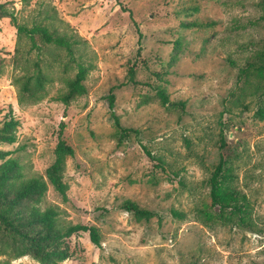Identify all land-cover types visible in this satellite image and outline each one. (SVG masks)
Listing matches in <instances>:
<instances>
[{
    "label": "rangeland",
    "instance_id": "1",
    "mask_svg": "<svg viewBox=\"0 0 264 264\" xmlns=\"http://www.w3.org/2000/svg\"><path fill=\"white\" fill-rule=\"evenodd\" d=\"M5 1L21 23L51 13L55 26L86 40L92 63L86 93L65 104L55 97L74 70L63 71V49L44 47L47 96L19 103L16 28L0 18V119L11 110L19 121L16 142L0 148L26 174L45 176L58 139L71 145L66 197L49 185L45 203L99 234V247L88 232L72 235L58 264H264L262 0ZM113 114L131 129L119 141ZM219 163L229 174L223 184L244 198L245 223L211 204ZM124 199L155 215L137 219L120 207ZM11 262L41 264L29 255Z\"/></svg>",
    "mask_w": 264,
    "mask_h": 264
},
{
    "label": "trees",
    "instance_id": "2",
    "mask_svg": "<svg viewBox=\"0 0 264 264\" xmlns=\"http://www.w3.org/2000/svg\"><path fill=\"white\" fill-rule=\"evenodd\" d=\"M9 3H0V18H10L16 28L17 42L10 60L13 68L18 70L13 78L18 102H37L47 96V85L52 78L43 70L40 60L43 48L50 45L65 51L67 60L63 63V71L74 70L71 77L63 79L65 89L55 99L67 104L85 94L87 89L84 81L92 68L91 61L85 58L86 52L81 50L82 45L85 48L86 40L73 31L55 26V18L49 12L30 25L18 22L14 9L8 7ZM260 5L264 10V0ZM22 40L29 43L27 50ZM33 50L35 58L31 56ZM4 59L0 54V71ZM255 71L264 77V60L255 67ZM157 92L162 103H169L164 89L158 87ZM108 100L112 108L113 93L108 95ZM113 117L117 128L115 136L119 141L131 129L121 126L114 114ZM18 126L19 121L11 110L3 115L0 119V147L16 142ZM10 154V150L0 148V255L5 256L0 259V264H12L13 259L25 255L41 264H58L70 256L68 239L79 232H88L90 241L99 247V234L95 226L72 223L64 218L63 210L57 205L45 203L49 185L63 198L66 197L68 186L63 179V172L66 159L74 155L73 147L61 137L58 139L54 147V159L45 169V176L26 174L23 164ZM223 166L219 163L209 179L211 204L220 210L238 213L242 223H245L242 217L246 204L240 202L244 198L223 184L229 177L228 172L222 170ZM120 207L137 219L148 220L155 215L130 199H124Z\"/></svg>",
    "mask_w": 264,
    "mask_h": 264
}]
</instances>
